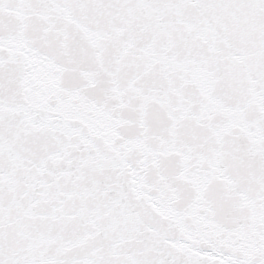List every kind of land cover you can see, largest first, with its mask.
Listing matches in <instances>:
<instances>
[{
  "label": "snow or ice",
  "instance_id": "6c2138e0",
  "mask_svg": "<svg viewBox=\"0 0 264 264\" xmlns=\"http://www.w3.org/2000/svg\"><path fill=\"white\" fill-rule=\"evenodd\" d=\"M0 264H264V0H0Z\"/></svg>",
  "mask_w": 264,
  "mask_h": 264
}]
</instances>
